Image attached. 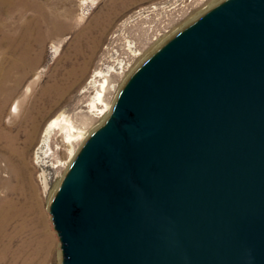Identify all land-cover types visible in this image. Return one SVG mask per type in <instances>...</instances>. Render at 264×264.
I'll list each match as a JSON object with an SVG mask.
<instances>
[{
    "label": "water",
    "instance_id": "95a60500",
    "mask_svg": "<svg viewBox=\"0 0 264 264\" xmlns=\"http://www.w3.org/2000/svg\"><path fill=\"white\" fill-rule=\"evenodd\" d=\"M64 264H264V0L156 51L51 205Z\"/></svg>",
    "mask_w": 264,
    "mask_h": 264
},
{
    "label": "rangeland",
    "instance_id": "374dc122",
    "mask_svg": "<svg viewBox=\"0 0 264 264\" xmlns=\"http://www.w3.org/2000/svg\"><path fill=\"white\" fill-rule=\"evenodd\" d=\"M84 1L89 3L83 4ZM91 1L32 0L41 8L40 13L35 8L26 11V21L34 17L37 22H41V19L39 21L37 18L39 14L45 17L55 15L57 18L50 22L49 26L46 20L42 22L43 28L48 27L51 34L45 36L39 49L37 47L41 53L40 58L34 71L29 74V79L22 84L17 97H22L28 82L37 72L42 76L34 87L23 114L16 119L18 129L21 130L22 127L23 131L24 115H30L33 98L41 94L46 84H52L55 80L60 81L63 85L60 84L61 87L65 88L62 100L54 105L50 102L43 105L33 139L25 142L26 138L22 135L17 145L23 150L24 160L33 174V183L44 213L52 223L50 212L52 204L48 194L43 192L40 174L44 169L49 187L53 191L58 182L63 181L65 177L64 163L69 160V153L62 145L61 133L54 131L50 138H45V129L49 122L60 114H65L78 128L92 135L102 125L100 114L90 109L98 84L103 81V78H94L95 73L102 71L104 74H110V89L106 101L114 103L136 68L153 56L161 42L179 32L182 27L190 24L191 20L205 13L210 5L217 2V0H94L96 4L92 6ZM2 12L4 14L2 20L9 26L14 29L19 25L20 22L14 16L10 19L5 10ZM167 29L169 32L165 33ZM160 33H163L161 37L158 36ZM155 37L158 38L155 40ZM54 47L58 48L57 52ZM12 58L15 57L7 52L5 43L0 47V67L7 69L8 60ZM71 72L74 73L73 77H70ZM17 97L11 99L5 106L3 127L10 126L7 119L11 116L10 109ZM25 128H28V125L25 124ZM83 145L77 143L76 150L80 152ZM38 149L45 153L39 165L35 163V153ZM5 164L3 160L0 161V181L9 180L10 177ZM53 232L56 248L45 264H61L59 254L61 253L63 257L62 243L55 227Z\"/></svg>",
    "mask_w": 264,
    "mask_h": 264
},
{
    "label": "bare ground",
    "instance_id": "6f19581e",
    "mask_svg": "<svg viewBox=\"0 0 264 264\" xmlns=\"http://www.w3.org/2000/svg\"><path fill=\"white\" fill-rule=\"evenodd\" d=\"M224 1L217 0V2L210 5L205 10V13L198 15L191 20L190 24L182 27L179 32L161 42L155 52L178 35L184 28H187ZM88 3L83 2V4ZM91 4L94 6L96 2L92 0ZM34 8L40 13L39 9L41 8H38L32 0H0V47L6 43L7 52L13 54L15 57L8 60L9 66L7 69L3 66L0 67V161L3 160L6 163L5 168L10 172L9 180L0 181V187L2 190H5H0V264H45L49 260L54 248H56L55 231L53 232L55 226L51 220L49 222V218L44 213L45 210H43V205L33 183V174L29 171L30 168L28 169L24 160L23 150L17 146L22 135L26 138L24 139L26 140L25 142L33 139L42 106L49 102L53 103L52 105L57 104L62 100V95L65 91V88L61 87L60 81L55 80L52 84H46L42 88L41 94L33 98L30 115H24V130L22 131V127L21 130L18 129L16 119L23 114V109L42 75L39 72L35 75L33 74L34 77L28 82L22 97H17V95L22 84L29 79V74L34 71L41 54L38 49L41 47L45 36L47 37L50 33L48 27L43 28V23L46 20L49 26L50 22H54L57 19L55 15L45 17L39 14L37 18H39V21L41 19V22H37L34 17L26 21V11ZM4 10L6 14H9L10 19L14 16L20 22L14 29L2 20V15H4L2 11ZM54 49L56 50L55 52L58 51V48L54 47ZM36 51L38 52L37 54ZM140 67H137L136 70ZM73 74L70 77H73ZM109 76L110 74H104L102 71H98L94 75V78H103V81L98 84L96 96L91 102L90 109L92 112L100 114L102 125L109 120L121 94H119L117 100L112 104L106 101V95L110 89ZM15 97H17V100L11 106V116L7 119L10 126L3 127L5 106ZM25 124L28 125V128H25ZM54 131L62 134V145L69 153V160L64 163L66 177L79 154L76 150V144H85L91 135L89 132L78 128L71 118L65 114H60L49 122L45 129V138H50V135ZM42 155L45 156V153L41 149H38L35 153V163L37 165L40 164ZM40 179L43 185V192L48 194V199L50 204H52L64 179L58 182L53 191L49 187L44 169L40 174ZM59 260L61 264H64L61 253L59 254Z\"/></svg>",
    "mask_w": 264,
    "mask_h": 264
},
{
    "label": "built area",
    "instance_id": "2783aa9c",
    "mask_svg": "<svg viewBox=\"0 0 264 264\" xmlns=\"http://www.w3.org/2000/svg\"><path fill=\"white\" fill-rule=\"evenodd\" d=\"M168 32H169V31H168V29H167V30L165 31V33H168ZM161 35H163V33H162V34L160 33L158 36L161 37ZM157 38H158V37H155V40H156Z\"/></svg>",
    "mask_w": 264,
    "mask_h": 264
}]
</instances>
